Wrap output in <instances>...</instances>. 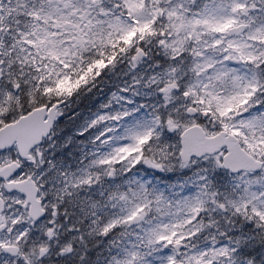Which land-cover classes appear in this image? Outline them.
<instances>
[{
  "label": "snow or ice",
  "instance_id": "6c2138e0",
  "mask_svg": "<svg viewBox=\"0 0 264 264\" xmlns=\"http://www.w3.org/2000/svg\"><path fill=\"white\" fill-rule=\"evenodd\" d=\"M0 264H264V0H0Z\"/></svg>",
  "mask_w": 264,
  "mask_h": 264
}]
</instances>
